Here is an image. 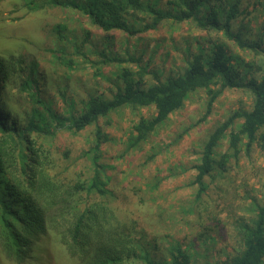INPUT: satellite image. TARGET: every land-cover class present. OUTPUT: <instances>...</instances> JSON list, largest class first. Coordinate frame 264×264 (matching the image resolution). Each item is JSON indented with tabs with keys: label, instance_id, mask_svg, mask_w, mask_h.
Segmentation results:
<instances>
[{
	"label": "trees",
	"instance_id": "trees-1",
	"mask_svg": "<svg viewBox=\"0 0 264 264\" xmlns=\"http://www.w3.org/2000/svg\"><path fill=\"white\" fill-rule=\"evenodd\" d=\"M256 1L21 0L20 6L26 11L59 6L78 13L86 18L90 29H99L106 39L115 31L127 36L147 34L169 20L191 22L202 32H215L218 38L211 40L207 49L199 45L197 51H189L182 71L165 76L148 70L140 63V57H114L101 50L100 58L87 59L93 75L101 77L102 67L110 62L121 64V71L112 82L110 96L87 88L84 97L77 98L80 106L71 104L76 97L68 91L67 76L58 75L55 79V70L44 65L39 56L0 51L1 255L23 264L34 253L33 246L51 230L58 234L77 264H191L193 253L174 234L169 232L172 238L165 256L158 258L151 251L159 244L143 226L134 219L126 223L115 216L109 204L119 195H115L117 182L113 180L121 181L118 173L126 171L116 159L122 157L123 162L130 164L132 158L127 159L128 153L140 150L151 139L152 132L200 89L205 90L208 98L205 113L196 123L206 118L214 100L226 89L248 91L253 102L248 110L232 111L208 134L194 163V201L208 192L214 179L228 177L229 163L231 159L237 161L240 152L249 155L256 147L264 149V46L235 27V22L250 13L248 6ZM53 30L60 41L48 51L70 69L76 62L73 54L84 59L85 53L78 52L81 45L69 33L67 23H58ZM90 34L91 30H85L81 44ZM229 43L247 55L256 54L259 61L244 60ZM129 62H135L137 69L133 71ZM240 67L248 75L240 72ZM147 73L155 78L154 82H143ZM56 80L62 81L57 84L60 104L54 102L51 94ZM10 97L16 100L12 106ZM23 101L27 105L21 107ZM123 107L137 117L125 141L120 135L109 136L113 128L109 124L116 125L109 115ZM150 107L154 108L150 115L139 112ZM101 118L108 119L101 124ZM91 125L92 139H86L88 146L73 157L72 147L64 144L60 135L83 132ZM225 137L226 151L219 153L216 147ZM107 143L113 147L105 158ZM165 145L162 150L169 147ZM156 155L157 151H153L142 163L150 162ZM79 161L88 167L87 171H83L84 165ZM157 186L158 179L149 190ZM140 189L137 187L131 193L137 194ZM94 196L100 198L95 200ZM139 199L140 203L145 200ZM177 204L182 205L180 200ZM248 205L251 216L237 225L240 247L231 254L224 252V257L213 264H264V199L259 203L253 198ZM205 235L200 232L196 241H204Z\"/></svg>",
	"mask_w": 264,
	"mask_h": 264
},
{
	"label": "rangeland",
	"instance_id": "rangeland-1",
	"mask_svg": "<svg viewBox=\"0 0 264 264\" xmlns=\"http://www.w3.org/2000/svg\"><path fill=\"white\" fill-rule=\"evenodd\" d=\"M20 4L21 0L0 1V51L39 56L44 65L55 70V79L58 75H63L64 78L67 76L68 91L76 97L71 104L77 106H80L77 98L84 97V89L87 88H96L98 94L110 96L112 82L118 78L121 71V64L118 62L104 64L101 77L93 75V68L87 59L100 58L98 52L101 50L114 57H140V63L146 65L148 70L165 76L170 72L178 74L182 71L187 65L189 51L193 53L200 46L207 49L211 40L218 38L215 32H202L191 22L173 23L169 20L156 29L149 30L147 34L127 36L125 32L115 31L113 36L106 39L99 29H90L86 25V18L71 10L51 6L26 11ZM248 10L250 13L241 16L235 22V27L240 28L249 39H255L264 46V0L250 4ZM58 23H67L69 33L81 45L78 52L85 53L84 59L73 54L76 62L70 69L63 67L61 60L48 51L51 47L55 48L60 41L53 30ZM85 30H91V34L88 40L81 44ZM65 31L67 33L66 29ZM229 44L244 60L259 61L256 54L247 55ZM46 46H49L47 50ZM129 66L133 71L137 69L135 62H129ZM238 70L248 75V71L242 67ZM154 81L155 78L148 73L143 78V82ZM61 82L56 80V85L51 89L57 104L61 102L59 85L57 86ZM207 98L205 90L200 89L193 93L186 99L182 108L170 114L168 119L152 132L151 139L145 142L140 150L128 153L130 155H127V159L132 158V161L129 160L130 164L123 162L122 157L116 159V163H121L120 168L126 171L118 173L121 181L113 180L117 182L115 195H119L110 200L109 204L119 220L129 223L134 219L146 229L151 238L159 244L156 250L151 251V254L158 258L165 256V248L169 246L172 238L168 235L169 232L183 243V247L187 246L193 253L191 264H213L215 260L224 257V252L233 253L236 247H240L237 240L238 221L248 220L251 216L248 204L253 198L259 203L264 199V149L256 147L249 155L240 152L237 161L231 159L228 177L221 175L214 179L208 192L199 201H194L196 185L191 184L196 174L194 163L199 159L208 134L232 111L248 110L253 102L248 91L239 88L226 89L214 100L211 112L206 118L196 123L205 113ZM13 101L16 100L10 97L9 106H12ZM25 105L27 103L23 101L21 107ZM139 112L150 115L154 108H142ZM109 118L116 123L109 124L113 126L109 136L120 135L121 140L125 141L129 128L137 117L131 114L128 107H123L110 113ZM107 119L101 118L99 122L104 124ZM93 130L94 125H91L83 132H64L60 137L64 144L72 147L71 154L75 157L88 146L86 139H92L90 135ZM244 142L245 140L242 141ZM165 144L169 147L162 150ZM112 147V143L104 144L105 158L110 155ZM226 148L227 137L220 140L216 151L223 153ZM153 151H157L156 157L146 164L142 163ZM79 163L84 165L83 161ZM75 165L78 169V162H75ZM85 166L83 171L88 170ZM157 179V188L149 190L150 184ZM209 179L206 177V180ZM137 187L141 188L139 192L131 193ZM215 187L218 190L214 189ZM139 197L145 198L141 201L143 203L138 201ZM99 198L94 196L95 200ZM179 200L181 206L177 204ZM144 203L148 204L145 206ZM200 232L206 234L205 240L201 242L196 241ZM163 234L165 237H160ZM190 242L194 244L190 245ZM32 251L34 253H30L23 264H77L58 234L51 230L39 239ZM9 259L0 252V264H16Z\"/></svg>",
	"mask_w": 264,
	"mask_h": 264
}]
</instances>
